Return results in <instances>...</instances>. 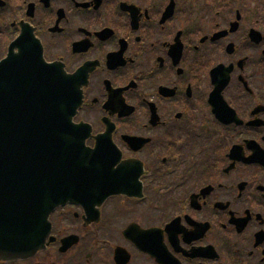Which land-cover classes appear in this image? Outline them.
I'll use <instances>...</instances> for the list:
<instances>
[{"label": "flooded vegetation", "instance_id": "obj_1", "mask_svg": "<svg viewBox=\"0 0 264 264\" xmlns=\"http://www.w3.org/2000/svg\"><path fill=\"white\" fill-rule=\"evenodd\" d=\"M23 26L79 71L73 121L128 193L56 210L13 264H264V0H0V60Z\"/></svg>", "mask_w": 264, "mask_h": 264}, {"label": "water", "instance_id": "obj_2", "mask_svg": "<svg viewBox=\"0 0 264 264\" xmlns=\"http://www.w3.org/2000/svg\"><path fill=\"white\" fill-rule=\"evenodd\" d=\"M78 76L46 63L31 31L0 63V161L13 160L0 165V262L28 259L43 249L49 215L68 197L61 189L72 179L70 171L52 165L60 155L63 163L78 162L68 136L70 116L79 107ZM63 147L67 152L60 154ZM23 150L26 164L13 155ZM107 177L99 172L98 179Z\"/></svg>", "mask_w": 264, "mask_h": 264}, {"label": "bare ground", "instance_id": "obj_3", "mask_svg": "<svg viewBox=\"0 0 264 264\" xmlns=\"http://www.w3.org/2000/svg\"><path fill=\"white\" fill-rule=\"evenodd\" d=\"M29 47H31L30 49H33L34 46L32 47V45H30ZM26 151L23 150V151H18V152H14L13 155L17 158H20L21 162L26 164L27 162V158H26ZM11 164H13V160L12 159H5V160H2L0 161V165H2L3 167H8L10 166Z\"/></svg>", "mask_w": 264, "mask_h": 264}]
</instances>
